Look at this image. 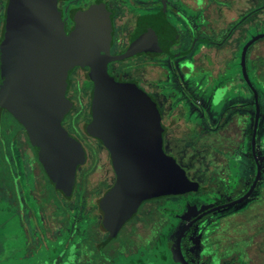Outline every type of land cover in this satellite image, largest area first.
Masks as SVG:
<instances>
[{"label": "rangeland", "instance_id": "1", "mask_svg": "<svg viewBox=\"0 0 264 264\" xmlns=\"http://www.w3.org/2000/svg\"><path fill=\"white\" fill-rule=\"evenodd\" d=\"M95 1L77 0L75 4L86 8ZM104 1L113 10L120 0ZM5 3L6 0H0L1 8ZM116 8L118 12L123 11L120 7ZM120 38L117 31L116 43L119 46ZM261 43H264V37ZM233 58L227 66L226 75H223L226 84L223 97L219 94L222 98L218 97L214 103L209 96L215 87L213 82L215 77L209 78L211 75L209 68L197 70L196 78L200 80V84H203L204 90L196 91L191 100L185 94V90L173 89L175 82L172 74L166 73L158 79V87L165 97L171 100V105H165V108L169 110L170 107V111L173 110V115L164 119L168 126V134L165 135L166 150L177 158L178 163L192 180L200 184L201 189L164 196L157 199L156 204L144 202L139 211L147 221L150 218L146 213L148 214L150 210L157 209L164 215L161 228L151 232L144 241L141 238L137 241L133 236L135 219L128 221L111 242L97 244L91 241L96 234V218L91 211L94 204L90 199L82 201L83 196L86 195L89 187L102 189L104 185L101 182L106 186L113 185L115 174L110 155L100 142L94 139L90 141L76 131L78 115H72L67 126L72 132L76 131L83 141L88 159L78 167L77 183L72 197L68 198L59 192L46 178L41 189L43 203L49 198L47 203L56 213L58 212L60 217L54 216L49 219V213L42 212V203L36 202L32 191L34 182L32 173L37 178H40L41 173L39 167L35 169L30 167L28 160L25 161V171L28 172L23 169L22 154L32 155L26 137L22 135L20 142H16L15 148L13 143L9 145V140L3 133L0 136V264H114L122 261L121 256L127 260L125 254L128 248L138 249L139 252L138 254L135 252V255H142L145 264H181L177 255V241L184 226L201 212L226 200L238 198L248 189L256 172L248 149L250 144L248 137L250 128L254 124L256 110L251 103L247 107L250 116L246 115V107L236 103L235 98L239 93L248 96L250 91L239 75V55ZM260 60L263 70L260 81L256 79V85L260 88L261 106L257 152L262 163V183L260 182L245 202L211 212L196 223L190 233L193 235L192 245L200 256L197 253L189 254L186 249V239L183 240L185 255L193 264H205L207 261L205 254H213L209 256L213 264H230V262L235 264L230 258L236 251L239 258L244 260V264H248L247 258H243L245 253L242 244L240 248L228 246V251L221 252L218 250L219 245L210 243L208 251L202 252L204 250L202 247L205 245L204 238L215 228L219 231L214 241L223 243L237 241L240 233V236L247 241L255 238V242L252 241L249 247L253 257L251 264H264V255H262L264 254V55ZM121 61H124L121 64L123 67L129 68L134 59L131 60L130 57ZM78 68L76 66L72 71ZM254 69L255 67L250 72L252 79ZM178 77L183 83L187 80L193 81L182 72H179ZM74 86L78 88L76 81ZM195 98L203 100V103L197 104ZM80 110L81 107L77 105L76 113ZM234 111H237L235 116L231 115ZM179 118L182 121L179 122ZM8 121L12 127H17L13 119L8 118ZM44 177H46L45 173ZM102 192V190L90 192L87 198L98 197ZM147 208L150 210L144 211ZM215 218L220 219L224 224L219 221L214 222ZM76 222H81L83 225L77 226ZM240 223L243 225L240 229L234 228ZM207 227L210 228L208 232ZM254 243H256L255 249Z\"/></svg>", "mask_w": 264, "mask_h": 264}, {"label": "water", "instance_id": "2", "mask_svg": "<svg viewBox=\"0 0 264 264\" xmlns=\"http://www.w3.org/2000/svg\"><path fill=\"white\" fill-rule=\"evenodd\" d=\"M58 0H8L4 32L0 40V88L6 108L25 128L39 161L50 179L66 195L77 181L78 167L87 159L81 142L63 127L72 102L67 98L69 74L76 66H88L94 83L91 130L108 149L117 179L106 192L107 218L114 233L149 199L200 189L187 171L164 147L166 127L156 100L135 81L117 80L109 63L144 52H167L177 39L176 28L161 14L140 19L124 52L113 54V25L106 4L78 8L71 32ZM264 37V33L261 35ZM249 44L246 46L248 47ZM245 78L255 94V119L251 137L257 173L242 196L213 206L182 229L177 252L182 264H190L182 251L189 228L208 213L245 202L261 177L257 135L261 106L246 69Z\"/></svg>", "mask_w": 264, "mask_h": 264}, {"label": "flooded vegetation", "instance_id": "3", "mask_svg": "<svg viewBox=\"0 0 264 264\" xmlns=\"http://www.w3.org/2000/svg\"><path fill=\"white\" fill-rule=\"evenodd\" d=\"M76 1L77 0L57 1L58 7L63 12V18H67L66 29L68 32H71L74 26V21H73V15L75 12L74 8L75 7L81 8L79 6H76L75 4ZM101 4L107 5V3L104 2L100 4L88 5V7L86 8L82 7V9H88L90 7H94ZM107 7L110 10L109 18L113 25V42L111 46V52L113 54L124 52L127 49V47L129 46L132 40L133 35L136 32L140 19L144 16L161 14L165 10V16L167 20L176 28L178 32L177 39L169 47V51L172 54H174V56H172L170 53L167 52H148V53L144 52L131 57V60L134 59V61L129 68L123 67L121 64L124 61L121 60L113 61L109 63V71L117 80L137 82L144 90H146L156 100L160 108L162 123L166 127L165 135L168 134V129H167L168 126L164 122V119L169 115H173L172 114L173 110L170 111V107L169 110L165 108V105H169V106L171 105V100L166 98L165 95L162 93L161 88L158 87L159 86L158 79L160 78L161 75L164 74L166 75V73L167 75H171V74L173 75V80L175 82V86H173V89L180 91L185 90L186 91L185 94L188 95L189 99L191 100L194 97V93L196 91L204 90L203 84H200L199 83L200 80L196 78L197 70L199 68L202 69L209 68L210 69L209 71L211 73L209 78H212V76L213 78L215 77L213 81L215 83V87L212 89L213 93L209 96V99L214 103L218 97L219 98L223 97L224 94L223 89L225 90L226 88V84L224 80L225 78H223V75L224 74L226 75L228 69L227 66L229 62H231L234 59L233 56L239 55V64H238L240 67L239 75L241 76V80H243L245 86L249 89L252 98L250 97L249 94L247 96L239 93L238 97L235 98L237 101L236 103L240 105H244L246 109L251 103L255 106V94L246 81L242 67V56L243 53L245 52L247 74L249 76V79L253 87L257 90V93L259 95L260 88L259 86L256 85V79L257 80L259 79L258 81H260L261 72L263 70V66L261 67L260 65L261 62L260 59L264 55V43H261L263 38L261 37V35L264 33V0H120L116 3V7H120L121 9H123L122 12H118L116 7H113V10L108 5ZM117 31H118V35L121 37L120 46L118 43H116ZM248 44L249 46L246 47ZM249 63L251 64L249 65ZM78 67L79 68L76 71H71L69 74V87L66 96L72 102V107L69 109V111L67 112V114L63 119L62 122L63 127L66 129V131L69 134L75 136L81 142L85 150L86 147L83 141L77 135L78 131L83 137L87 138L90 141L91 139L99 141L103 149L108 151V149L105 147L103 142L98 137H96L91 130V121L93 119L92 100H93V92H94V83L92 79L89 77L90 68L88 66H78ZM253 67H255V69L253 72V79H252V77L250 76L251 75L250 72L252 71L251 69ZM179 72H182V74H184L187 78L189 76V79L191 78L193 79V81L187 80L186 83L181 82L180 80H178V78H180L178 77ZM75 81L78 84L77 89L74 86ZM209 82H211V80ZM233 82L234 81H232V83ZM235 82H237V79L235 80ZM219 94H221L222 97H220ZM77 99L79 101H76ZM197 100L198 98H195V101L198 104ZM201 101L203 103V100ZM77 105L81 107V110L80 112L76 113ZM237 111L232 112L231 115L233 114L235 116L237 114ZM245 112L246 115L250 116L249 109H247ZM72 115L74 116L78 115V122L75 125L77 132L76 131L72 132L67 126L71 121ZM239 119L240 116L238 117V120ZM180 121H182L181 118H179V122ZM173 122L174 121H172L171 124H173ZM27 137L29 138V136ZM30 143L28 142L30 149L32 151V155H29V157H31L32 162H29V165L33 169L39 167L41 173L40 178H37L31 172L34 181L32 191L34 192L36 202L42 203L41 206L42 212L43 214L49 213L48 214L50 215L49 219L53 218L54 216L60 217L58 212L56 213V211L52 209L50 204L47 203L49 198L46 201L47 204L43 203L42 201L43 193H41V189H42V185L45 182V178L48 179L50 183L52 180L49 179L50 177L49 178L44 177V173L45 175L48 174L46 173L44 167L39 161L37 154L32 144L30 145ZM164 147H165V140H164ZM86 153L88 159L87 150ZM175 159L177 160L176 157ZM113 171L115 174V179L113 180V182L115 184L117 175L114 167H113ZM218 172L220 173L219 170ZM256 173H257V164H256ZM261 178H262V172L255 190L257 189L260 182L262 183ZM101 183L102 185H104L102 189H93L89 187L87 189L88 192L86 193L84 198L85 201H88L90 199L94 204L93 210L91 211L96 218V225H95L96 234L91 239V241L93 243L96 242L97 244H102L104 241L111 238L112 236V229L106 230L102 226L104 215L100 206L102 199L106 195V192L114 184L106 186L105 183L103 182ZM108 186L109 188H107ZM100 190H102L103 192L98 197L87 198V194H89L90 192L100 191ZM59 192L67 196L63 191H59ZM72 194L70 197L68 196L67 197L71 198ZM46 196L47 195H45V197ZM159 198L149 199L144 202L147 204H156L157 203L156 200ZM231 200H233V198L226 200L223 203L229 202ZM144 202L142 203L143 205L145 204ZM142 204L140 205V207L142 206ZM49 206H50V210L52 209L51 211L48 208ZM82 206H84V204ZM139 209L137 213L128 221H132L135 219L133 223V227H134L133 236L135 240L141 238L144 241V239L148 238L151 232H155L159 228H161L164 222V215L162 214V212H160L157 209L150 210L149 208H147L144 210V211L150 210L148 214L146 213V215L150 218L148 219L149 221H147V218H145L144 215L140 213ZM203 217L200 219L202 220ZM128 221L123 226H125L128 223ZM78 223L77 226L83 225L81 224V222ZM196 223L189 228V230L185 233L182 239V251L186 259L187 256L185 255L184 245H183L184 242L183 240L185 239V237L188 238L187 239L188 242L186 243L187 252L189 254L197 253V255L200 256V254H198V252L194 249L195 247L192 245L193 235L190 233L192 232L191 230L196 225ZM209 229L210 228L206 229V231L208 232ZM118 232L116 233L113 232L112 240L117 237ZM104 234L106 235V237H102V235ZM216 234L217 231H213L206 238H204L205 245H203L202 247L204 248V250L202 251L203 253H205L206 250L208 251V246L210 243L212 244L215 243L219 245L218 250L223 252L227 249L228 246H230L234 242V241H228L225 243L221 241L214 242V237ZM240 237L241 236L239 235L238 239ZM188 245H191V247H188ZM135 252L138 254L139 250L138 249L133 250L132 248L131 249L128 248L125 254L127 256V260L124 259V256H121L122 261L114 262L113 259L114 264H145L144 257L142 255H135L136 254ZM209 256H213V254H205V258H207L206 263L213 264ZM189 263L193 264L190 261Z\"/></svg>", "mask_w": 264, "mask_h": 264}, {"label": "trees", "instance_id": "4", "mask_svg": "<svg viewBox=\"0 0 264 264\" xmlns=\"http://www.w3.org/2000/svg\"><path fill=\"white\" fill-rule=\"evenodd\" d=\"M7 2H8V0H6V3H5V5H4V7L3 8H1V6H0V21H1V25H0V40H1V38H2V35H3V32H4V25H5V17H6V4H7ZM105 1H103V0H96L94 3H92V4H100V3H104ZM91 4V5H92ZM78 8V7H77ZM77 8L75 7L74 8V10L76 11L77 10ZM73 10V11H74ZM255 107V106H254ZM8 118H11V119H13L15 122H14V124H16V126L17 127H12L11 125H10V123H9V121H8ZM252 132H253V124H252V127L250 128V134H249V137H248V141H250V144H249V155H250V157H251V159H252V161H253V163H254V166H255V170H256V163H255V160H254V156H253V153H252V145H251V137H252ZM6 134V138L9 140V145L11 146L12 145V143H13V147H15L16 148V142L17 141H19L20 142V138H21V136L22 135H25L26 137L28 136L27 135V133H26V130H25V128L22 126V124L17 120V118L6 108V106L4 105V102H3V99H2V96H1V88H0V136L2 135V134ZM27 139H28V142L30 143V140H29V138L27 137ZM30 145H31V143H30ZM22 154V153H21ZM23 156H24V161H23V169H24V171H25V161L26 160H28L29 162H32V159H31V157H29V155L28 154H22ZM36 159H37V157H36ZM25 172H27V171H25ZM255 174H256V172H254V175H253V177L255 176ZM46 177H48L49 178V176L48 175H46ZM50 179V178H49ZM252 181H253V178H252V180H251V183L249 184V186H248V189H249V187H250V185L252 184ZM51 184L52 185H54L55 187H56V189L58 190V191H61V189L53 182V181H51ZM200 189H201V187H200ZM199 189V190H200ZM247 189V190H248ZM198 190V191H199ZM247 190H245V191H243L240 195H239V197L240 196H242L243 194H245L246 193V191ZM68 197H70L71 195H67ZM84 198H85V196H83ZM82 201H85V199H83ZM101 209H102V211H103V215H104V219H103V221H102V226H103V228L104 229H106V230H110L111 229V227H110V224H109V220H108V218H107V211H106V206H105V202H104V198L102 199V201H101ZM254 210V209H253ZM250 211H252V210H250ZM242 212V211H241ZM253 214V213H252ZM245 216H247V214L245 215ZM252 217H253V215H251ZM217 221H219V222H222V224H224V222L223 221H221L220 219H215V221L214 222H216L217 223ZM79 224V223H78ZM215 224V223H214ZM80 226V225H79ZM236 227H234V228H236V229H240L243 225L240 223V224H236L235 225ZM214 231H219V229L217 228H215V230ZM239 235H241V233L239 234ZM112 237H113V231H112V236H111V238H109V239H107L106 241H104L103 243L104 244H107V243H109V242H111V240H112ZM255 237V236H254ZM185 239H186V243L188 242V238L187 237H185ZM184 239V240H185ZM216 241V240H215ZM214 241V242H215ZM253 242H255V238H253V240H252ZM252 241H247L246 239H244V238H242V237H240L237 241H234L230 246H237L236 248H240L241 247V244H242V246L244 247V253H245V255H243V258L245 259V258H247V263L248 264H251V259L253 258L252 256H251V254H250V249H249V247H251V243H252ZM225 243V242H224ZM245 243H247V245L245 244ZM215 244V243H214ZM255 244L256 243H254V249H255ZM246 247H247V249H246ZM219 249V248H218ZM229 249L227 248L225 251H228ZM262 255H264V254H262ZM255 258V257H254ZM231 260H234L235 261V264H244V260L243 259H241V258H239V254H238V252L236 251L235 252V254H234V256H232L231 258H230ZM224 261H225V259H224ZM230 264H232V262H230Z\"/></svg>", "mask_w": 264, "mask_h": 264}, {"label": "built area", "instance_id": "5", "mask_svg": "<svg viewBox=\"0 0 264 264\" xmlns=\"http://www.w3.org/2000/svg\"><path fill=\"white\" fill-rule=\"evenodd\" d=\"M197 102H198V104H201L202 103V101L200 99H198Z\"/></svg>", "mask_w": 264, "mask_h": 264}]
</instances>
